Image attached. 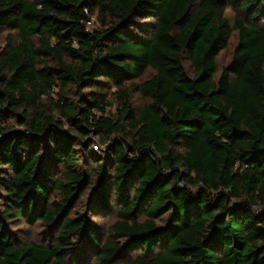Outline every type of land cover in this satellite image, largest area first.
Returning a JSON list of instances; mask_svg holds the SVG:
<instances>
[{
	"label": "trees",
	"instance_id": "1",
	"mask_svg": "<svg viewBox=\"0 0 264 264\" xmlns=\"http://www.w3.org/2000/svg\"><path fill=\"white\" fill-rule=\"evenodd\" d=\"M0 264H264V0H0Z\"/></svg>",
	"mask_w": 264,
	"mask_h": 264
},
{
	"label": "rangeland",
	"instance_id": "2",
	"mask_svg": "<svg viewBox=\"0 0 264 264\" xmlns=\"http://www.w3.org/2000/svg\"><path fill=\"white\" fill-rule=\"evenodd\" d=\"M226 16L229 20L230 25H233V17H234V11L230 8H226ZM93 24H96L93 20ZM14 33V32H12ZM237 39V33L232 32V35L229 39L227 47L222 50L218 56H217V74L219 73V70L221 67L228 62V60L231 57L233 47L236 43ZM4 44V41L2 42ZM148 75V74H147ZM114 88H108L104 89V93L106 94V98L108 100V106L106 107V113H114L116 111V102L114 101L113 95L111 94L113 92ZM132 102L134 103V106L137 108L142 107L144 104L148 103V99L144 98L140 95L139 92H133L132 93ZM113 138H119L118 136H113ZM100 145L98 141H95L93 145ZM93 148L89 149L88 151L92 150ZM97 152V151H96ZM85 162L88 163L87 168H91L95 166L94 161H89V159H85ZM79 168L84 169V166L82 164H78ZM99 181L98 176H93L91 180V188L89 187L86 191V193L83 195L81 200H79L73 209V211L70 212V216H75V212H79L82 214H86L87 217L90 218L91 224L94 228L95 235L104 240L108 237V226L112 224L116 220L115 211L116 206L114 204L111 205L109 211H102L96 208H93L94 206L90 207V203L92 201V193L95 190V186L97 182ZM4 192V191H3ZM2 194V193H1ZM9 226L13 232V237L15 238L16 242L20 244H26L29 242H34L36 244L40 245H46L48 241L50 240V230L47 229L43 224L40 222H35L33 225L28 224L25 222L22 218H13L9 219ZM82 240V239H81ZM80 244V243H79ZM137 253V252H136ZM135 253V254H136ZM68 258V257H67Z\"/></svg>",
	"mask_w": 264,
	"mask_h": 264
},
{
	"label": "built area",
	"instance_id": "3",
	"mask_svg": "<svg viewBox=\"0 0 264 264\" xmlns=\"http://www.w3.org/2000/svg\"><path fill=\"white\" fill-rule=\"evenodd\" d=\"M89 25H90V22H87V26H89ZM97 147H98L97 144L92 146V148H93L94 150H97V149H98Z\"/></svg>",
	"mask_w": 264,
	"mask_h": 264
}]
</instances>
